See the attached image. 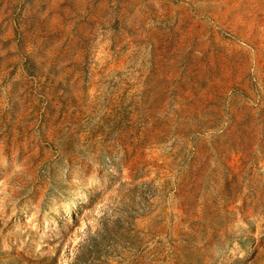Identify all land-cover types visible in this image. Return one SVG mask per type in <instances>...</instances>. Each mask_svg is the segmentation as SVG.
<instances>
[{"label": "rangeland", "instance_id": "rangeland-1", "mask_svg": "<svg viewBox=\"0 0 264 264\" xmlns=\"http://www.w3.org/2000/svg\"><path fill=\"white\" fill-rule=\"evenodd\" d=\"M0 264H264V0H0Z\"/></svg>", "mask_w": 264, "mask_h": 264}]
</instances>
